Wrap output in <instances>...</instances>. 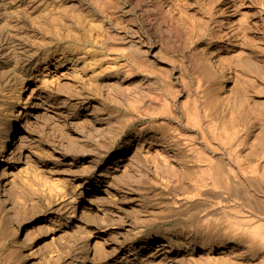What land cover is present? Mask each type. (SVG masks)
<instances>
[{"label":"rangeland","instance_id":"374dc122","mask_svg":"<svg viewBox=\"0 0 264 264\" xmlns=\"http://www.w3.org/2000/svg\"><path fill=\"white\" fill-rule=\"evenodd\" d=\"M171 2L177 8L183 6L184 11L190 13L188 15L192 17L195 15L197 19L203 21L208 30L215 35L216 44L222 45L223 49L231 51V49L237 48L238 46H235L236 40L242 41L244 47L241 46L240 49L243 48V50H247L251 42L253 43L251 46L254 48V52L251 55L254 60L253 58L248 60V55L245 52L243 62L248 60L246 63L249 66L243 63L245 68L241 69L242 72L232 71L231 85L232 96L236 92L242 93L240 94L242 96H249V93L252 92L250 93L252 99L249 101L251 105L248 102L244 106V110L243 107L240 108L241 110L239 109L241 115L247 116V120H245L246 118L242 115L245 118L242 121L244 122L243 125L248 123L246 121L250 119V125L247 126L246 124L245 126L248 130V127H251L250 132L245 131L241 137L243 142L248 140L249 144L247 142L243 143L242 151L246 153L249 152L246 150L252 151L251 149H253L254 151L256 148H262L264 144V141H262L264 140V0H172ZM178 3H181L180 6L177 5ZM122 4L132 9V15L139 17V8H133L127 0H122ZM30 10L31 0H0V90L7 94L11 91L17 79L31 75L36 84H33L32 88L29 89L28 95L32 94L33 88L38 87L40 89L42 87L43 94L46 96L52 94V97L49 101L44 102L42 106L34 107L33 112L35 114L19 121V125L16 127L18 129L14 132L15 139L12 140L13 146L10 149L12 155L8 156L10 157L9 160L4 161V166H8L7 177L15 179L16 189L19 190V193L4 189L0 192V198L4 199L6 196H11L9 204H13L17 199L24 203L27 200L28 205L32 204L33 209L30 207L26 217L28 222H24L23 217L7 218L4 212L8 207V202L4 201L3 205H0V220H2L0 224V264H69L70 254L66 250H72L75 244L79 245L80 241L86 239L88 237L86 231L74 230L75 233L72 236L66 235L60 241L55 239V242H52V237L60 233L51 229V224L55 223V219L66 216L64 209L60 208L61 202L65 198L71 197L77 203L89 201L88 194H92L95 188H93L94 191L89 189L96 179H99L98 187L102 198L96 200L94 204L102 210L106 218H109L108 221L105 219V222H109L118 233L114 240L117 242L112 244L117 245L119 248L116 252L112 251L105 259L115 260L128 252L129 247H133L139 240L148 236L160 237L161 239L164 235L171 236L174 248L170 253L186 250L176 241L183 228L186 227L191 231V225H193V231L191 232L195 233L197 229L202 231V227L204 228L207 225L208 228L206 227L207 231H205L203 240H200L196 235L198 239H196L193 249L187 252L188 256L186 255L187 257L179 261L180 263L175 262L174 264H264V256H262L264 247H252L253 249L250 248V250V246L246 244L245 239L242 240V236L240 239V234L237 233L240 232L239 224L240 227L242 226L241 231L245 226H249V224L244 223L245 218L241 214L242 206L239 201L242 200L245 194L250 192L244 190L255 192L251 187L240 189L238 195L243 192V196L240 195L241 198L238 199L237 195L233 194L235 191L231 193L229 188L224 189L220 186L214 188L213 186L210 187V189L212 188L211 191L206 189L207 193L204 192L203 196L202 194L201 197L196 195L189 201L190 203L178 205L174 202L175 200L184 199V196L189 193L194 194L190 191L192 188L190 189L189 183L193 181L192 179L198 177L196 173L201 174V163H199L198 169L192 166L193 169L192 167L188 168L190 170L183 169L182 172V169L179 168V170L175 169L173 172L174 169L171 170L166 167L164 169L160 167L157 170L153 167L149 168L144 159H133V161L140 164L128 163L125 156L120 168L106 172L107 160L112 157L116 149L126 142L130 133H133L134 128L132 129V127L139 126L142 121L128 126L124 123L125 127L121 125L123 122L121 119L124 117L122 115L135 111L133 104L126 101V99L119 101L112 97L106 104H101L103 107L101 106L100 111L91 112L89 104L101 100L100 88L92 82L89 76V68L96 56L86 51L79 55L80 58L75 56L70 64L67 61L68 65H61L65 57V53L62 51H64L66 43L62 42L60 44L61 48H59L57 47L59 44L49 46L44 45L42 41H33L30 35ZM131 20L133 21L134 18H131ZM236 27H241L237 30L244 34V40L243 37L236 38L234 34ZM244 28L245 31H248H241ZM143 33L145 41H147L144 47L152 52L153 47L157 46L153 51L156 52L158 61H161L165 66H169L165 57L170 54V51L165 45L156 41L154 35L145 28ZM249 36L252 40H249ZM159 44L161 49L158 50L160 48ZM47 47L50 49L48 51L49 55L45 51ZM95 48L96 45L94 47L90 45L87 46L86 50H94ZM73 49H76V46ZM66 52L71 57L75 55L74 50H67ZM249 69L250 71H248ZM251 69L252 72L254 70L253 73H249ZM235 73L239 76L243 74V78ZM252 82L255 84L253 88L251 87ZM124 83L126 85L128 82L125 81ZM247 88H250L249 91ZM243 93L245 94L243 95ZM146 96H151V93L148 92ZM73 102L79 104L74 106ZM245 108L247 112H245ZM252 110L256 113H250ZM254 120L256 121L255 124ZM119 124L121 127L118 126ZM192 132L194 133L192 134ZM151 133L153 132H148V136ZM188 133L193 135L188 134L190 138L192 137L193 142L200 143L198 145H203L201 147H204L206 151L208 150V153L210 152L213 155V152L207 146L208 143L200 140V134H198V129L195 126ZM195 135L197 136L195 137ZM155 136L158 137V134H155ZM142 138L137 142L135 141L136 146L138 144L142 145L139 149L140 152H144L150 145V142L147 141L145 143L140 142L143 140ZM213 140L215 142L217 139L213 138ZM255 143L256 145H253ZM251 145L256 146V148H252ZM159 147L161 148V146ZM216 154L218 155V153ZM69 161H73V163L69 164ZM126 163L128 164L126 165ZM196 164H198V161H195ZM187 180H190L189 183ZM181 181L182 183H180ZM184 181L189 185L188 187L185 182L187 189L184 188ZM59 187L62 191L60 200L54 198L48 203L45 192L48 190L55 192ZM217 187H220L218 190L222 189V191H218ZM73 188L76 193L72 190ZM82 189H84L83 197L77 194ZM186 190L190 192H186ZM181 194L184 196H180V198L178 195ZM256 194L257 196H254ZM247 196L245 195L244 198L252 197L254 199L253 203L256 201V205H261L264 198L261 197L264 195L258 193L257 190L255 194ZM258 199H261L259 200L261 202ZM232 203H235V205ZM232 205H234L232 208L229 207ZM239 206L241 207L240 212ZM229 209L231 211H227ZM207 212L211 216L207 217ZM240 216L243 221H240ZM202 217L207 222L209 221L208 218L211 217V222L209 221L207 224L206 221L202 220ZM237 217L239 220H237ZM257 218L255 216L254 222L257 220L259 223L264 224V220L262 222V219L260 221L258 216ZM69 223L71 225L73 222ZM243 223L246 225H243ZM259 223L254 224L258 225ZM39 224L43 225V230L38 228ZM75 224H73L72 229H77ZM254 224L252 222V226H255ZM188 226L189 228H187ZM228 226L230 227L228 228ZM94 227V239L91 237L93 242L97 240L96 237L103 234L100 233L99 228ZM232 227L238 228L234 229ZM26 230H29L31 239L35 240L33 243L21 244L17 240H23ZM68 241L70 244L67 245ZM159 241L156 239L155 244ZM206 241L207 243H205ZM108 243L111 244L110 241ZM233 245L235 252H221L223 247L228 249ZM108 248L110 250L111 247ZM50 249H53L55 255L53 259L48 258ZM15 250H22L25 253L17 262L14 259L16 256ZM158 255L156 254L155 257L160 259L161 256ZM131 257L133 260L131 264H146L147 262L142 258L141 253L137 258L135 254H132Z\"/></svg>","mask_w":264,"mask_h":264},{"label":"bare ground","instance_id":"6f19581e","mask_svg":"<svg viewBox=\"0 0 264 264\" xmlns=\"http://www.w3.org/2000/svg\"><path fill=\"white\" fill-rule=\"evenodd\" d=\"M127 1L130 2L133 8H139V17L132 15V9L122 4V0H31L30 35L33 41H42L44 45L49 46L59 44L57 45L59 48H61L60 44L65 42L66 46L63 49L64 51H62L65 53V57L61 65L70 64L75 56L80 58L81 56L79 55L86 51L96 56L89 68V76L92 82L100 88L101 100L89 104L91 112L100 111L103 107L101 104H106L112 97L119 101L126 99L136 109L133 108L135 111H131L132 113L122 115L124 117L121 119L123 120L121 125L125 127L124 123L128 126L129 124L133 125L138 121H142L139 126L132 127V129L134 128L133 133H130L126 142L116 149L112 157L107 160L106 172L120 168L125 156L128 163L135 162L133 159H144L148 163L149 168L153 167V169L157 170L160 167L163 169L166 167L171 170L174 169L173 172L175 169L179 170V168L183 172V169H188L192 166L198 169L199 163H201V174L199 175V172L196 173L198 177L195 175L197 178L194 176L196 179H192L191 183H189L191 179L187 180L191 186L190 189L192 188L190 191L194 194L189 193L187 195L185 193L186 196L178 195L179 197L184 196V199L175 200L176 204H188L196 195L200 196L202 194L203 196L204 192L207 193L206 189H210L213 186L214 188H216L215 186H220L224 189L229 188L231 193L235 191L233 194H236L238 199L240 195L243 196V192L238 195L239 190L249 189L248 187L264 195V144L263 147L260 145L261 143L259 144L262 148L257 145L260 149L251 145L252 148H256L254 151L251 148L252 151L246 150L249 151L246 153L242 151L243 143L248 140L243 142L241 137L248 130L247 126L250 119L248 118L249 120L246 121L248 122L246 123L247 126H245L246 124L243 125L244 122L242 121L245 116L242 114L243 117L240 114V108L243 107L242 109L244 110L246 103L252 99L250 96L252 92L249 93V96H242L240 92H236L232 96L231 85L232 71H241L244 67L243 63L246 65V61L252 60L253 56L251 53L254 52V48L251 45L253 43L251 42L250 46L246 44L248 48L246 47L247 50H243V48L240 49L241 46L244 47L242 41L236 40L235 46L238 47L229 51L228 49H223L219 43L216 44L215 35L208 30L203 21L197 19L195 15L193 17L188 15L189 12H185V8L183 9L182 5V7H175V4L173 5L171 2L172 0ZM179 4L181 3L177 5ZM131 18H134V20L132 21ZM241 27H236L234 31L237 39L242 38L244 35L237 30V28L240 29ZM144 28L154 35L156 41L165 45L170 51V54L165 57L169 66H165L161 61H158L156 52L153 51L157 46L153 47L152 52L144 47L147 43L144 38ZM241 31H245V28ZM242 39L244 40V37ZM243 42L245 43L246 41ZM90 45L93 47L96 45V48L94 50H86L87 46ZM75 46L76 49H73ZM49 50L48 47L45 49L46 52ZM67 50H74L75 55L71 57L66 52ZM245 52L248 55V60L243 62ZM47 54L49 55V52ZM67 61L69 62L67 63ZM253 72L251 69L249 73ZM241 76L243 78V74ZM125 81L128 82L126 85ZM243 82L245 83L246 81ZM253 82L252 86L248 84L252 88L255 86ZM247 83L249 82L247 81ZM33 84H36L33 76L28 75L17 79L9 93H3L0 90V192L4 191V189L11 192L17 191L15 179L7 177L8 166H4V161L9 160L10 157L8 156L12 155V153L10 154V149L13 146L12 140L15 139L14 132L18 129L16 127H18L19 121L35 114L33 108L42 106L44 102L49 101L52 97V94L44 95L42 87L40 89L38 87L33 88L32 94L28 95V91ZM247 89L249 91L250 88ZM246 91L244 92L246 93ZM148 92L151 93V96H146ZM42 97L45 98L43 99ZM72 104L75 106L79 103L73 102ZM245 112H247L246 108ZM250 113L255 114L256 112L254 113L252 110ZM253 122L254 124L256 123L255 120ZM121 125L119 124L118 126L121 127ZM194 126L198 129L200 140L208 143L207 146H209L213 155L210 152L209 154L204 147L203 149L201 147L203 145H198L200 143L193 142L192 137H189L188 134L191 132H188L190 129H194ZM248 128L250 132L251 127ZM146 131H152L153 133L148 136ZM145 132L147 137L144 136ZM155 134H158V137ZM192 134L190 135L193 136ZM141 137H143V140L140 142H150L149 147L144 152L139 151L140 147H142L141 144L135 145V141H139ZM213 138L217 140L214 142ZM244 140L246 139L244 138ZM253 145H256V143ZM214 152L218 153V155ZM195 161H198V164L195 165ZM71 163L73 161H69V164ZM98 181L99 179H96L93 182V186L89 189L95 188L92 194H88L89 201L77 203L71 197L65 198L61 202L60 208L64 209L66 216L55 219V223L51 224V229L60 233L52 237V242H55V239L60 241L66 235L72 236L75 233L74 230L86 231V236H88L86 239L80 241L79 245L75 244L72 250H66L70 254L69 264H131L133 261L132 254H135L137 258L140 253L142 258L147 261L146 264H174L187 257V252L193 249L196 239L199 238L201 240L205 231H207V225V228L204 226L202 231L197 229L195 233L191 232L193 231V225H191V231L186 229V227L185 229L183 228L176 241L177 244L179 243L186 250L170 253L174 248L171 236L164 235L162 239L148 236L139 240L133 247H129L128 252H125L115 260L105 259L112 251L116 252L119 248L114 245V242H117L114 240L118 233L109 222H105V219L108 221L109 218H106L102 210L94 204L96 200L102 198ZM185 182L183 184L185 185L184 188L187 187ZM219 188L217 187V190ZM72 190L76 193L74 188ZM83 190L77 194L83 197ZM218 191H222V189ZM244 191H250L245 194L246 196L255 194L254 191L251 192L252 190ZM17 192L19 193V190ZM17 192L16 194H18ZM45 195L49 203L54 198L60 200L62 191L59 187L55 192L46 191ZM245 195L239 202L242 206L241 214L245 218L244 223L249 224V226H243L244 228L241 231L242 226L240 227L239 224L240 232L236 231L240 234V239L242 237V240L245 239L247 242L245 243L250 246L249 249L252 247H264V224L261 222L260 224L257 220L254 222L255 216L256 218L258 216L259 220L262 219V222L264 220V198L262 200L263 203L259 201L261 199H258L261 205L258 203L256 205V201L253 203V195L252 197L249 196L252 200L250 198L245 199ZM254 196H257V194ZM10 198L12 197L0 198V205H3L4 201L8 202V207L4 214H6L7 218L23 217L24 222H28L26 217L30 207L33 209L32 204L29 206L27 200L24 203L19 199L13 204H9ZM231 198L228 199L230 200ZM235 203L232 204L235 205ZM36 204L39 205L38 202ZM234 205L229 207L232 208ZM236 207L238 208V206ZM207 213V217L211 216L209 212ZM208 219L210 221L211 217ZM230 220L232 221L231 218ZM205 221L207 224L209 223V221ZM240 221L243 220L241 219ZM1 222L2 220H0V224ZM69 222L73 223L70 225ZM252 222L253 224H259L252 226ZM74 223H76L77 229H72ZM244 223L243 225H246ZM234 224L236 225V222ZM230 225L232 226V224ZM94 226L99 228L100 233L103 234L96 237L95 239L97 240L93 242V236L95 235ZM235 227L232 228H238ZM38 228L40 230L44 229L41 224L38 225ZM205 237L207 236L205 235ZM31 238L29 230H26L23 240L17 241L21 244L33 243L35 239ZM156 239L160 241L155 244ZM68 244H70L69 241L67 242ZM108 247H111L110 250H108ZM15 251L16 256L14 259L17 262L25 253L22 250ZM221 252H235L234 245L228 249L223 247ZM156 254L161 256L160 259L155 257ZM54 257L53 249H50L48 258L53 259Z\"/></svg>","mask_w":264,"mask_h":264}]
</instances>
